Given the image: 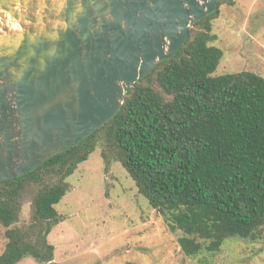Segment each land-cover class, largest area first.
I'll return each mask as SVG.
<instances>
[{
    "label": "trees",
    "instance_id": "trees-1",
    "mask_svg": "<svg viewBox=\"0 0 264 264\" xmlns=\"http://www.w3.org/2000/svg\"><path fill=\"white\" fill-rule=\"evenodd\" d=\"M218 17L217 9L190 27L183 47L138 80L103 128L31 173L0 182V224L8 240L0 264L26 257L57 264L47 239L64 221L56 205L98 141L107 165L121 163L171 231L182 232L178 243L186 256L219 252L230 237L263 236L264 77L213 76L224 56L210 45L218 39L212 33ZM34 188L32 222L13 227Z\"/></svg>",
    "mask_w": 264,
    "mask_h": 264
},
{
    "label": "water",
    "instance_id": "water-1",
    "mask_svg": "<svg viewBox=\"0 0 264 264\" xmlns=\"http://www.w3.org/2000/svg\"><path fill=\"white\" fill-rule=\"evenodd\" d=\"M220 1L0 0L22 29H0V182L103 128Z\"/></svg>",
    "mask_w": 264,
    "mask_h": 264
},
{
    "label": "rangeland",
    "instance_id": "rangeland-1",
    "mask_svg": "<svg viewBox=\"0 0 264 264\" xmlns=\"http://www.w3.org/2000/svg\"><path fill=\"white\" fill-rule=\"evenodd\" d=\"M217 9L212 33L218 39L210 45L224 56L213 76L247 71L264 77V0H221ZM104 147L98 141L89 159L67 179L70 190L56 205L64 221L47 239L55 247L57 264H264V229L256 240L230 237L219 252L186 256L178 243L182 232L171 231L121 163L107 165ZM37 190L24 196L13 227L24 229L32 222ZM6 230L0 224V255L8 241ZM20 264L40 263L26 257Z\"/></svg>",
    "mask_w": 264,
    "mask_h": 264
},
{
    "label": "bare ground",
    "instance_id": "bare-ground-1",
    "mask_svg": "<svg viewBox=\"0 0 264 264\" xmlns=\"http://www.w3.org/2000/svg\"><path fill=\"white\" fill-rule=\"evenodd\" d=\"M16 9L19 10V8ZM20 24V21L13 19L9 14L3 11L0 12V29L4 28L5 34H20L22 32ZM3 35L4 34L0 35V38Z\"/></svg>",
    "mask_w": 264,
    "mask_h": 264
}]
</instances>
